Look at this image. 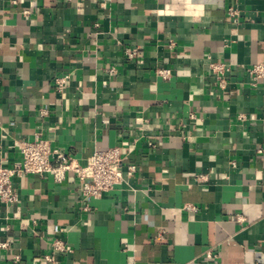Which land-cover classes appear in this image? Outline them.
Returning <instances> with one entry per match:
<instances>
[{"label": "crops", "instance_id": "obj_1", "mask_svg": "<svg viewBox=\"0 0 264 264\" xmlns=\"http://www.w3.org/2000/svg\"><path fill=\"white\" fill-rule=\"evenodd\" d=\"M261 61L264 0H0V159L38 134L82 164L114 146L124 159L94 199L73 171L16 175L0 264H53L56 238L57 264H264Z\"/></svg>", "mask_w": 264, "mask_h": 264}, {"label": "built area", "instance_id": "obj_2", "mask_svg": "<svg viewBox=\"0 0 264 264\" xmlns=\"http://www.w3.org/2000/svg\"><path fill=\"white\" fill-rule=\"evenodd\" d=\"M227 13L234 23L239 22L240 11L235 6L228 7ZM174 44L171 42V45ZM126 52L130 58L137 55L136 48H128ZM211 68L224 82L228 68L222 63H211ZM157 71L163 77H167L171 72L167 68H159ZM248 71L254 84H256V81L264 78V61L256 63ZM67 81L68 76L65 75L57 78L56 84L60 90H63ZM17 145L21 159L15 161L12 167L6 166L3 159H0V204H13L18 200V194L13 183V178L16 175L51 174L56 180L61 181L65 178L67 171H73L79 182V190L85 199L102 197L105 193L112 191L124 179V159L120 146L96 150L89 156L87 162L82 164L66 153L53 150L51 141L39 134L33 140L20 141ZM258 152L263 153L264 149L259 148ZM129 170L135 171L136 166L130 165ZM186 207L196 209L192 204H187ZM6 244L1 243L0 245ZM52 248V253L45 255L44 258L53 264L58 263L57 253H65L70 250L61 238H56L53 241ZM207 256L209 258L216 257L211 251L207 252ZM18 261L19 258L17 257L13 264H19Z\"/></svg>", "mask_w": 264, "mask_h": 264}]
</instances>
